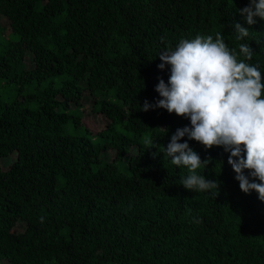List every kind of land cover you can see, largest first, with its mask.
Listing matches in <instances>:
<instances>
[{"label": "trees", "instance_id": "1", "mask_svg": "<svg viewBox=\"0 0 264 264\" xmlns=\"http://www.w3.org/2000/svg\"><path fill=\"white\" fill-rule=\"evenodd\" d=\"M248 4L0 0L11 29L5 39L0 27V264H264V202L240 190L229 153L188 141L212 161L198 174L220 183L219 193L190 192L179 183L187 168L162 151L190 121L141 111L170 75L158 55L183 38L248 43L264 73V20L248 25ZM236 23L249 37L235 39ZM86 91L109 121L97 134L72 109Z\"/></svg>", "mask_w": 264, "mask_h": 264}, {"label": "clouds", "instance_id": "2", "mask_svg": "<svg viewBox=\"0 0 264 264\" xmlns=\"http://www.w3.org/2000/svg\"><path fill=\"white\" fill-rule=\"evenodd\" d=\"M239 11L248 25H254L257 17L264 20V0H249ZM231 27L237 41L250 35L239 23ZM158 56V69L163 72L167 67L170 75L167 83L158 78L155 91L159 99L151 104L145 100L141 111L164 109L190 121V126L177 128L162 149L173 165L187 168L189 174L180 178V185L190 192L219 193L218 181L198 174L212 161H202L189 146L188 141H195L206 151L221 147L229 153L227 163L240 190L245 194L255 191L264 202V73L251 63L252 48L248 43H240L238 50L230 48L222 33L216 32L183 38ZM194 222L201 221L195 218Z\"/></svg>", "mask_w": 264, "mask_h": 264}, {"label": "rangeland", "instance_id": "3", "mask_svg": "<svg viewBox=\"0 0 264 264\" xmlns=\"http://www.w3.org/2000/svg\"><path fill=\"white\" fill-rule=\"evenodd\" d=\"M0 27L3 29V35L6 38H9L10 36V26L9 21L5 18L0 16ZM34 55L32 53H28L25 57V63L27 69L34 68L33 63ZM84 87H87L86 83L82 84ZM102 99H106V97H102ZM95 103L96 100L94 97L89 93V91H86L84 93V99L82 100L81 106L78 108L77 105H73L72 109H79L80 114L82 115V122L83 124L92 131V133L97 134L101 130H103L106 125L109 123V121L101 114L97 113L95 110ZM136 149L133 150L132 153H135ZM116 154L115 152H107L103 155V158L105 161L111 162L115 158ZM15 156H11L9 158H5L2 161V166L5 170L9 169L10 166L14 163ZM129 161V158H126V162ZM26 229L25 223H19L16 228L15 232L20 233L23 232ZM1 264H8V262L3 261Z\"/></svg>", "mask_w": 264, "mask_h": 264}]
</instances>
